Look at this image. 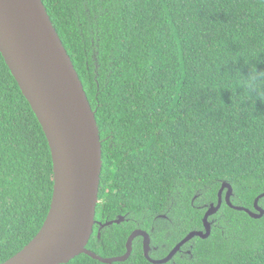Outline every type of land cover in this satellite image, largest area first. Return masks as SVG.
Masks as SVG:
<instances>
[{
    "label": "trees",
    "instance_id": "trees-1",
    "mask_svg": "<svg viewBox=\"0 0 264 264\" xmlns=\"http://www.w3.org/2000/svg\"><path fill=\"white\" fill-rule=\"evenodd\" d=\"M42 1L95 110L102 158H123L136 173L140 228L152 227L160 241L157 215L168 206L180 217L176 237L154 258L203 229L223 181L232 204L253 209L264 191V0ZM52 172L42 127L0 53V263L41 228ZM107 199L102 221L113 217ZM209 220L207 238H192L161 264H264V215L223 201ZM100 229L88 249L126 251L130 222ZM137 237L129 257L112 264H155ZM65 264L106 263L81 253Z\"/></svg>",
    "mask_w": 264,
    "mask_h": 264
},
{
    "label": "water",
    "instance_id": "water-1",
    "mask_svg": "<svg viewBox=\"0 0 264 264\" xmlns=\"http://www.w3.org/2000/svg\"><path fill=\"white\" fill-rule=\"evenodd\" d=\"M0 53L42 127L53 170L50 206L41 228L0 264H65L81 253L106 264L122 262L129 257L137 236L143 237L147 260L161 264L192 238L210 235L209 217L219 210L223 200L252 218L264 215L259 204L264 191L255 197L253 209L234 205L230 201L232 186L223 181L216 204L206 206L203 229L190 230L165 257L149 255L148 233L137 228L129 234L126 251L121 255L103 257L88 249L98 202L102 143L95 110L42 0H0Z\"/></svg>",
    "mask_w": 264,
    "mask_h": 264
},
{
    "label": "flooded vegetation",
    "instance_id": "flooded-vegetation-1",
    "mask_svg": "<svg viewBox=\"0 0 264 264\" xmlns=\"http://www.w3.org/2000/svg\"><path fill=\"white\" fill-rule=\"evenodd\" d=\"M101 140L103 143L104 138H101ZM125 162L126 160L122 158L118 163L109 164L107 162V158L106 159L102 158V169H101L100 182H99V200L96 206L95 223H94V226H97V231L98 229L103 228L100 225L105 221L118 219L120 217H122V219L118 223H114V224L122 225L124 223L130 222V225L133 227V229L136 228L142 229L140 227L141 225L144 224V219H143L144 217L140 213L138 215L133 214L134 212H137L138 206L134 205L132 200L133 198H136L135 191L136 188L138 187L139 181L137 182L136 179L133 180V178H136L135 177L136 173L134 169L131 167L132 165ZM105 165H108L106 169L104 168ZM103 170L106 172V174L102 177ZM126 176H129L130 179L127 180ZM107 194H110L112 199L114 200L113 203L114 207L107 214V216L110 213H113V217L112 219L108 217L104 218L102 221L101 217H105V212H104L105 210L103 208L108 201ZM98 206L102 208V211L99 212ZM169 211L170 209H168V206H166L162 210V213L157 215L161 221L160 222L156 221L155 224L157 223L158 225L159 223H161V227L165 228V231L162 234L160 241H155V242L152 241V239L157 237V235L152 233L153 230L152 227L150 228L149 231L143 229L148 233L149 236L150 249L148 253L152 258L157 257L155 251L159 250L160 248H165L167 241L168 240L172 241V238L176 237L175 227L177 228V224L179 226L180 217L177 218L175 216V212L174 215H172ZM205 211L206 209L203 211V213H205ZM130 214L133 216H130ZM150 224L155 225L154 222H150ZM202 226H203V222H202ZM132 230L130 232H132ZM139 238H141L140 241L141 243H143V237L140 236ZM134 241L135 242L138 241V237H135L133 242ZM172 247L173 246L166 249L167 253L170 252ZM189 250L190 249H188L187 251L189 252ZM179 251L182 252L181 248L176 253H178Z\"/></svg>",
    "mask_w": 264,
    "mask_h": 264
},
{
    "label": "clouds",
    "instance_id": "clouds-1",
    "mask_svg": "<svg viewBox=\"0 0 264 264\" xmlns=\"http://www.w3.org/2000/svg\"><path fill=\"white\" fill-rule=\"evenodd\" d=\"M78 74V73H77ZM80 78V77H79ZM81 80V79H80ZM82 82V81H81ZM18 84V83H17ZM82 85H83V83H82ZM83 89H84V86H83ZM84 91H85V89H84ZM85 94H86V91H85ZM86 97H87V94H86ZM88 99V98H87ZM89 101V100H88ZM29 103V102H28ZM89 104H90V102H89ZM91 106V105H90ZM92 108V107H91ZM94 110V109H93ZM96 117V116H95ZM97 126H98V124H97ZM99 129V128H98ZM99 134H100V131H99ZM101 139V138H100ZM101 143H102V141H101ZM50 149V148H49ZM51 153V152H50ZM101 169H102V164H101ZM101 169H100V175H101ZM99 182H100V179H99ZM98 187H99V185H98ZM98 192H99V188H98ZM98 200H99V195H98ZM98 203V202H97ZM96 206H97V204H96ZM96 213V212H95ZM200 230V229H199ZM15 254V253H14Z\"/></svg>",
    "mask_w": 264,
    "mask_h": 264
}]
</instances>
